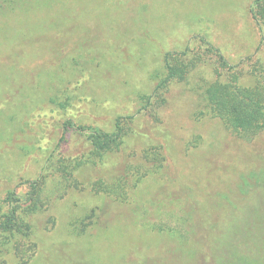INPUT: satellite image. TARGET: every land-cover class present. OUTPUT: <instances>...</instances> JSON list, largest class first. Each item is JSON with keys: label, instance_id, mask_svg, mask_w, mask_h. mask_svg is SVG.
Listing matches in <instances>:
<instances>
[{"label": "rangeland", "instance_id": "374dc122", "mask_svg": "<svg viewBox=\"0 0 264 264\" xmlns=\"http://www.w3.org/2000/svg\"><path fill=\"white\" fill-rule=\"evenodd\" d=\"M2 11L0 201L36 182L43 210L33 237L0 264H193L211 255L209 240L212 252L220 244L227 253L248 242L264 259V131L243 139L209 114L217 56L173 80L165 103L153 77L166 75V54L191 57L205 41L255 85L264 0H20ZM67 96L66 113L51 104ZM141 96L153 105L145 109ZM130 116L128 136L104 164L63 173L68 162L58 165L56 154L89 148L87 132L65 136L64 121L111 132ZM99 177L122 178L125 196L93 191ZM94 211L75 234L73 222Z\"/></svg>", "mask_w": 264, "mask_h": 264}, {"label": "trees", "instance_id": "16d2710c", "mask_svg": "<svg viewBox=\"0 0 264 264\" xmlns=\"http://www.w3.org/2000/svg\"><path fill=\"white\" fill-rule=\"evenodd\" d=\"M17 1L20 0H4V4H1L0 0V13L3 12L2 10L7 11L12 8ZM255 17L258 26L262 27V22L257 15ZM202 42L205 45V50L196 52L191 57L188 56L187 52L177 55L166 54L164 59L166 75L163 77L162 74L153 76L158 79L155 94L162 103H165L163 95L173 80L186 79L189 73L199 67L200 63H203L205 57L217 56L219 59L217 61L218 66H214L216 78L208 82L205 87L204 100L206 108L212 117L221 120L234 135L247 140L256 137L264 131V72H262L261 75L263 76L259 77L255 85H244L239 67L230 65L219 50L205 41ZM224 70L228 71L227 75L223 74ZM69 90L70 87L67 85L64 93L68 94ZM57 99L52 98L51 104L64 111V113L74 101L71 96H67L65 100ZM140 101L145 109L153 105L151 96H141ZM132 119L131 116L119 117L115 123V129L111 132L101 127H91L93 125L82 123L75 125L72 120L64 121L62 128L65 136L71 129L81 131L83 134L88 133L84 135L87 138L89 148L80 156L75 157L61 156L59 158L60 155L56 154L58 165L68 162L67 165H64V169L62 168L63 173L67 174L69 168L70 173L82 172L83 169H88L92 174V169L99 165L98 163L104 164L110 154L120 150L129 134L127 120L132 121ZM55 153L56 150L50 154L51 157L55 156ZM51 162L53 163V160ZM60 168V166L57 167V169ZM110 181L102 177L95 179L91 184L93 191L104 193L113 199H121L125 196L127 183L122 178ZM38 194V185L36 182H32L28 187V191H21L19 186L15 189L9 188L0 201V261L12 249L17 248L33 237L36 231L33 217L43 210ZM94 213L95 211L91 216L84 218L83 222H80L81 220L73 222L71 226L75 234L81 235V232L86 230V219H91ZM231 213H229V216ZM79 225L82 228L79 229ZM211 228L212 224L209 226V230ZM213 237L212 233L211 238ZM214 239L216 238L214 237ZM208 245L211 255H207L206 258L197 260L193 264H264L261 255L254 256L256 250L254 252L253 245L248 242L236 246L235 250L231 251L232 253L222 252L220 244L219 250L212 252V242L210 240ZM215 252L218 257L213 254Z\"/></svg>", "mask_w": 264, "mask_h": 264}]
</instances>
